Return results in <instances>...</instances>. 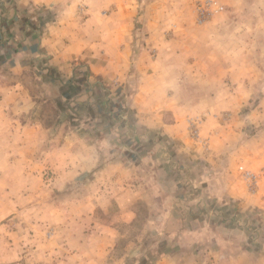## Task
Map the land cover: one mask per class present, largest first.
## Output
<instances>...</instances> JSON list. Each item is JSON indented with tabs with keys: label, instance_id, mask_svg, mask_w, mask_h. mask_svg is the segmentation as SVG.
Here are the masks:
<instances>
[{
	"label": "crops",
	"instance_id": "obj_1",
	"mask_svg": "<svg viewBox=\"0 0 264 264\" xmlns=\"http://www.w3.org/2000/svg\"><path fill=\"white\" fill-rule=\"evenodd\" d=\"M138 8V0H0V264H23L19 250L42 252L48 225L65 264H126L114 254L123 226L139 219L163 236L154 264H201L207 250L217 264H264V249L235 222L254 209L264 216V185L253 196L187 139L189 115L216 100L210 92L247 89L258 67L221 46L231 40L190 33L184 19L187 30L155 58L157 19L141 38ZM262 138L238 160L263 170ZM229 145L222 136L212 158ZM259 226L263 247L264 217Z\"/></svg>",
	"mask_w": 264,
	"mask_h": 264
},
{
	"label": "rangeland",
	"instance_id": "obj_2",
	"mask_svg": "<svg viewBox=\"0 0 264 264\" xmlns=\"http://www.w3.org/2000/svg\"><path fill=\"white\" fill-rule=\"evenodd\" d=\"M165 1L174 2V0H138V14L141 20L137 29L140 30L141 38L147 36L148 21L157 19L155 32L161 36L162 41L160 45L153 44V47L149 48L155 58L160 54L161 45L168 44L167 42L179 37L183 31L187 30L178 21L184 19L190 24V33L192 32L196 36H214L221 41H224L225 38L228 41L231 40L232 44L230 42L221 43V46L225 45L228 51L236 52L238 63L243 62V58L248 56L252 57V61L258 67V74L253 78L255 82L248 85L247 89L243 84L235 85L232 90L223 89L210 92L216 100H213L212 105L199 108L201 111L197 115L195 113L189 115L187 139L201 150L208 160L210 168L214 167L212 162L215 161L218 164H223L225 168L230 167L232 171L235 170L248 192L253 196L261 194L264 185V169L250 168L246 163L238 160L240 158L238 154L247 146L252 145L254 148L258 146L264 135V0H189V4L183 6V10L180 8L166 10L158 6L155 12H150L147 8L154 3L162 5ZM80 8H84L88 17L87 4H83ZM103 14L105 15V12ZM151 15H154L153 18ZM80 16L83 19L81 14ZM236 37L237 39L234 40ZM217 43L214 41L211 45L215 46ZM236 97L239 98L238 101ZM45 110L46 112L43 114L52 119L55 115V108L48 105ZM194 130L198 131L195 138L192 137ZM222 136H225L228 144L231 145H229L230 150L224 151V155H219V161H217L212 157H214V147ZM241 167L257 176L258 184L255 190L249 191L248 182L240 171ZM219 173L221 172H213L214 176ZM140 208L144 214L149 213L144 206H140ZM240 213L238 214L239 218L235 221L236 225L249 234L254 246L264 249V246L259 245L262 232L259 221L264 217L263 212L260 209H254L249 217ZM144 223H147L146 219H139L135 225L123 226L125 237L114 256H127L126 264H154L164 252L161 244L165 243H160L163 236L156 234L149 226H144ZM17 226H13V229L15 230ZM17 231L20 232V230ZM2 236L5 237V233ZM57 236L58 229L55 226H46L43 231V247L40 248L43 251L37 252L36 248L35 250L31 248L30 251L19 250L18 257L24 255L23 264H37V262L40 264H65L68 262L67 253H64L63 256V252H60L59 248L54 245ZM130 242H134L133 246H129ZM134 246H141L142 249L130 250ZM207 251V253L201 254L203 256L201 264H217L214 261L216 257L211 255L209 250ZM13 260L15 263V256ZM18 262L22 264L21 260Z\"/></svg>",
	"mask_w": 264,
	"mask_h": 264
},
{
	"label": "built area",
	"instance_id": "obj_3",
	"mask_svg": "<svg viewBox=\"0 0 264 264\" xmlns=\"http://www.w3.org/2000/svg\"><path fill=\"white\" fill-rule=\"evenodd\" d=\"M80 14L82 15L83 19L87 18V14L84 8L80 9ZM197 134H198V131L194 130L192 137L195 138ZM240 171L242 172V175L245 178V180L248 182L249 191L255 190V187H257V184H258L257 176L249 171H245L244 167H241Z\"/></svg>",
	"mask_w": 264,
	"mask_h": 264
}]
</instances>
